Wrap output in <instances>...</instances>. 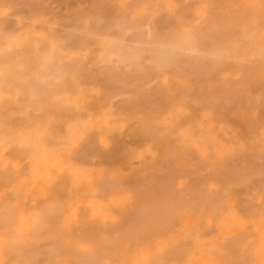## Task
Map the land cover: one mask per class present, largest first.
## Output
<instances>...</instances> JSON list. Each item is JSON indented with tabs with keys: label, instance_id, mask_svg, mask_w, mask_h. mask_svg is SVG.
<instances>
[{
	"label": "bare ground",
	"instance_id": "obj_1",
	"mask_svg": "<svg viewBox=\"0 0 264 264\" xmlns=\"http://www.w3.org/2000/svg\"><path fill=\"white\" fill-rule=\"evenodd\" d=\"M56 1L0 0V264H264V0Z\"/></svg>",
	"mask_w": 264,
	"mask_h": 264
},
{
	"label": "rangeland",
	"instance_id": "obj_2",
	"mask_svg": "<svg viewBox=\"0 0 264 264\" xmlns=\"http://www.w3.org/2000/svg\"><path fill=\"white\" fill-rule=\"evenodd\" d=\"M71 1L75 2L73 0H71ZM93 1L94 0H85L84 1L85 2L84 6H89ZM56 2H57L56 0H54V1L53 0L52 1L48 0V2H47V3H49L48 6L50 7V9H52L51 11L53 12L54 15L56 14V16H58V15L59 16H64V15L68 14L71 11L70 6H65L62 3H59V2L56 3ZM60 4H62V5H60Z\"/></svg>",
	"mask_w": 264,
	"mask_h": 264
}]
</instances>
